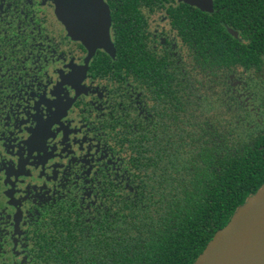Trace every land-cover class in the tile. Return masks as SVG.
<instances>
[{
    "label": "flooded vegetation",
    "instance_id": "obj_1",
    "mask_svg": "<svg viewBox=\"0 0 264 264\" xmlns=\"http://www.w3.org/2000/svg\"><path fill=\"white\" fill-rule=\"evenodd\" d=\"M103 2L110 52L72 39L54 0H0V264H41L37 242L51 241L62 219L85 227L134 192L125 150L152 127L151 97L161 108L175 97L177 119L165 128L180 132L181 101L198 92L197 8ZM160 70L168 83H157ZM216 75L194 109L225 126L233 110L253 134L263 131L264 57Z\"/></svg>",
    "mask_w": 264,
    "mask_h": 264
},
{
    "label": "trees",
    "instance_id": "obj_2",
    "mask_svg": "<svg viewBox=\"0 0 264 264\" xmlns=\"http://www.w3.org/2000/svg\"><path fill=\"white\" fill-rule=\"evenodd\" d=\"M195 29L198 92L192 104L181 101L182 130L165 128L177 119L175 97L161 108L160 96H152V127L125 150L135 191L85 227L62 219L51 241L37 242L41 264H194L264 187V130L253 134L233 110L225 126L194 109L207 102L216 73L264 57V0H214L210 14L197 9ZM160 72L157 83L172 79Z\"/></svg>",
    "mask_w": 264,
    "mask_h": 264
},
{
    "label": "water",
    "instance_id": "obj_3",
    "mask_svg": "<svg viewBox=\"0 0 264 264\" xmlns=\"http://www.w3.org/2000/svg\"><path fill=\"white\" fill-rule=\"evenodd\" d=\"M210 14L213 0H178ZM56 16L68 35L89 49L111 51L109 39V13L103 0H54ZM99 18L103 40L99 44L92 32L76 22L83 17ZM237 37V33L228 29ZM194 264H264V187L240 208L231 221L218 231Z\"/></svg>",
    "mask_w": 264,
    "mask_h": 264
},
{
    "label": "snow or ice",
    "instance_id": "obj_4",
    "mask_svg": "<svg viewBox=\"0 0 264 264\" xmlns=\"http://www.w3.org/2000/svg\"><path fill=\"white\" fill-rule=\"evenodd\" d=\"M80 27L85 30H89L92 32V38L95 43L99 44L102 42L104 36L101 30L99 18H90V17H83L76 22Z\"/></svg>",
    "mask_w": 264,
    "mask_h": 264
},
{
    "label": "rangeland",
    "instance_id": "obj_5",
    "mask_svg": "<svg viewBox=\"0 0 264 264\" xmlns=\"http://www.w3.org/2000/svg\"><path fill=\"white\" fill-rule=\"evenodd\" d=\"M255 103H256V102H254V103L251 102V103H250V105H252L251 110L254 111V112L257 111V106H254V105H253V104H255ZM250 105H249V106H250ZM255 110H256V111H255ZM254 131H256V130H254Z\"/></svg>",
    "mask_w": 264,
    "mask_h": 264
}]
</instances>
